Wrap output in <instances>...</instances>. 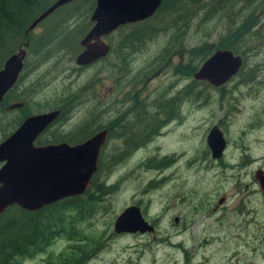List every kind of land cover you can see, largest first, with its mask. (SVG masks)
<instances>
[{
  "label": "rangeland",
  "instance_id": "374dc122",
  "mask_svg": "<svg viewBox=\"0 0 264 264\" xmlns=\"http://www.w3.org/2000/svg\"><path fill=\"white\" fill-rule=\"evenodd\" d=\"M241 6L234 0L229 2L227 17L217 9L208 17L215 10L210 11L207 18L206 11L199 13L191 23L186 21L184 29L182 25L173 29L175 33L182 32L183 36L171 47L168 44L171 32H168L154 33L140 44L125 40L131 46L125 49L123 37L133 28L124 27L121 33H112L103 39L109 51L105 58L93 64L77 66L74 63L80 51L78 41L81 37L76 39L75 49L71 44L67 50L70 52L64 54L58 50L50 54L54 57L46 63H37L39 58L36 56H25L15 94H21L31 107L43 108L40 113L51 111L58 101L69 98L58 104L65 108L66 114L41 136L45 140L51 138L50 134L76 136L88 133L109 118L113 125L120 124L129 103H139L142 111L147 107L151 115L154 110L151 104L155 99L170 98L180 86L189 85L186 91L190 92V98L182 99L185 104L180 123L165 126L144 146L124 155L120 152V138L111 136L108 139L97 180L111 190L82 222L74 224L76 236L92 238L94 243L81 258V264H178L183 257L173 263L176 251L185 250L187 256L194 249L191 255L194 262L206 259L204 264H264L262 212L251 215L250 219L254 220L246 227L244 224L233 227V219L224 216L220 220L221 228L216 230L213 224L216 215L206 219L203 213L193 216L189 210L205 197L213 202L221 196L234 197L232 175L236 174L233 167L238 159V146L255 137L264 116V0L253 1L252 8H248L243 18L246 26L237 30L239 20L236 16ZM60 15L61 12L50 22L37 25L31 35H40L41 29ZM151 26L156 28V20L149 22L148 27ZM227 26L231 28L228 33L231 36H236L237 31H247L246 38H240V41L238 37L232 46L233 51L242 55L240 72L216 90L205 83L193 85L187 78L183 81V70H176L175 66L187 57L186 52L197 45L203 51L205 46L221 40ZM163 28L160 26L158 32ZM178 44L180 46L176 48ZM163 50H168L167 56L170 54L169 66L160 68L167 58L161 54ZM205 60L196 64L197 69ZM255 65L262 70L253 76L252 83ZM21 101L25 102L23 98ZM17 115L18 112L0 115V138L2 126ZM213 125L222 132L227 147L219 167L205 169V136ZM253 153L264 155L263 150ZM161 161L165 163L161 168H153ZM240 186L244 199L247 201L246 196H249L253 202L255 198L246 192L242 182ZM256 197L262 195L256 193ZM131 205L139 208L146 221L155 222L157 233L154 237L113 233L116 216ZM173 217H180L177 224ZM208 222L213 225L212 232L205 229ZM58 236L44 252L20 264H46L47 260H56L73 243L64 234ZM208 236L212 239L204 243L205 239H210Z\"/></svg>",
  "mask_w": 264,
  "mask_h": 264
},
{
  "label": "trees",
  "instance_id": "16d2710c",
  "mask_svg": "<svg viewBox=\"0 0 264 264\" xmlns=\"http://www.w3.org/2000/svg\"><path fill=\"white\" fill-rule=\"evenodd\" d=\"M53 1L54 0H0V68L7 57L16 54L18 50H23L26 55H32L39 58L37 63H46L49 59L54 57L50 54L58 50L64 54L70 52V50H67L68 46L71 44L75 49L76 39L78 37L82 38L91 26L88 18L94 7V0H75L64 5L38 24V26L42 25L47 20L50 22L53 19V16H56L61 12V15L57 17L53 23H50L48 27L44 26L41 29L40 35L35 37L32 36L31 33L25 34L29 24L34 18H36L38 14L47 8ZM215 1L216 2L213 4L211 2L204 3L202 0H162L153 16L139 23L119 27L113 33H121L124 27L133 28L123 37L122 46H125V49H129L131 48V46H128L129 43H127L129 39L134 42H139L140 44L154 33L171 32L168 41L169 47H171L174 41L179 40L183 36L182 32H174V30H177V26L182 25L184 29L186 21L191 23L199 16V13L202 14L206 11L205 16L207 18V14L210 13V11L217 9V11L220 10L224 17H227L229 2L231 3L232 0ZM253 1L255 0H234L235 3L242 5L236 16V20H239L237 22L238 25L236 26L237 30L246 26V22L243 18L249 11L248 8L250 7L248 6L253 5ZM215 12L216 10L208 17H211ZM153 20H156V28L153 26H151V28L148 27L149 22ZM162 25L164 28L158 32L159 27ZM227 29H229L228 32ZM225 31L226 35L219 40L222 41L221 45L218 44L219 41L213 42L205 46L203 51L201 47H198L199 45H197L188 50L186 52L187 57L175 66L176 70H183L185 79L187 78L191 84L195 85L196 83H202L193 80L192 75L197 70V65L213 52L217 50H227L232 54L236 53L239 54V56H242L239 52L233 51L232 46L235 45V40L238 37L240 41V38H246L247 31H237L236 36L228 35V33L231 32L230 26H227ZM125 40H127V42H125ZM179 46L180 44H178L176 48ZM167 51L168 50H163L161 54L166 57ZM169 56L170 54L167 56L164 64L160 65V68L165 67L166 65L169 66V64H167ZM18 82L19 79L16 84L3 95L0 102V115H8V113L18 112L16 119L12 118L8 123H5L4 126H2L0 141L6 138L10 133L9 130H13L25 116L43 111V108L41 107H31L28 105L21 94H15L16 91L14 90ZM21 98L25 101L22 102L21 109H16L14 111L6 109L9 104L19 102ZM67 100H69V98L62 99L52 107L51 110L59 111L54 124L59 122L66 114L65 108L58 104ZM169 100L170 98L158 97L153 101V103L157 102V104H151L154 108L151 115L148 114V109L145 107V112L138 116L143 119H145V116H167V114H163L164 111L161 109H164ZM116 125L117 124L113 125L114 130H110V127L107 126L110 131L109 135L111 134L114 138H120L122 142V136L124 133H122ZM152 134L153 131L151 132V135ZM51 137L52 140H45L39 137L35 140L34 145L42 146L61 141L66 143L77 142L75 139L76 136L71 134L60 136L52 135ZM145 138L146 136L137 140V144L144 146L148 142ZM103 149L104 146L99 151L96 171L90 180V184L82 195L59 200L32 212L24 211L12 206L7 208L1 214L0 264H20L23 260L32 258L44 252L50 246L52 241L60 234H64V237L68 238L69 241L73 243L68 247V251L58 255L57 259L54 261L47 260L48 262L46 264H81V258L90 251L92 247L91 245H94V243L92 238L87 239L83 235L76 236L74 233V224L78 221L82 222V219L89 215L93 209L99 205V202L109 194V190H111L109 187L104 186L101 180H97L101 171ZM164 164L165 163L161 161L156 165L154 164L153 168H161Z\"/></svg>",
  "mask_w": 264,
  "mask_h": 264
},
{
  "label": "water",
  "instance_id": "95a60500",
  "mask_svg": "<svg viewBox=\"0 0 264 264\" xmlns=\"http://www.w3.org/2000/svg\"><path fill=\"white\" fill-rule=\"evenodd\" d=\"M75 0H54L29 24L25 34L58 8ZM162 0H94L89 15L91 27L79 40L83 50L75 57L77 66L103 59L109 47L101 39L119 27L142 22L157 11ZM25 56L18 50L3 62L0 68V102L15 84ZM241 67L240 57L227 50L213 52L193 73L192 79L204 81L213 87L225 84ZM11 104L8 110L17 109ZM59 111L25 117L20 124L0 141V216L9 207L32 212L59 200L82 195L97 168L99 151L105 142V131L94 133L75 144L34 145L38 135L57 117ZM205 143L211 157H221L225 143L217 127L208 132ZM264 185V180H263ZM264 190V186H260ZM114 234H143L152 231L137 206L124 208L115 218Z\"/></svg>",
  "mask_w": 264,
  "mask_h": 264
},
{
  "label": "flooded vegetation",
  "instance_id": "af4514ba",
  "mask_svg": "<svg viewBox=\"0 0 264 264\" xmlns=\"http://www.w3.org/2000/svg\"><path fill=\"white\" fill-rule=\"evenodd\" d=\"M252 6L253 5H250L249 7L252 8ZM104 38H106V37H103L101 40L103 41ZM79 48H80V51H79V53H80L83 50V48L80 46H79ZM25 56H26V54H25ZM25 56H24V58H25ZM238 57H240V59H241V67H242L243 60H242L241 56H238ZM24 58H23V60H24ZM23 60H22V68L18 74L16 82L20 78V73L22 72L23 67H24ZM97 61H99V60H96L93 63H96ZM93 63H90V64H93ZM241 67L238 69V71L236 72L235 75H237L240 72ZM259 67L257 65H255V69L253 70V72L251 74L250 82L254 83L253 80L255 77H253V76H256V74H259L261 72L262 69ZM233 77H231V78H233ZM182 80L187 81V79H185V78H183ZM16 82H15V84H16ZM197 82L205 83L208 86L212 87L214 90L225 85V84H223L222 86H219V87H213L204 81H197ZM187 89H189V85L180 86L179 89L175 92V95L170 97V100L168 101V103L166 105L164 103L165 107H164V109H161V110L164 111L163 114H167L168 117L167 116H161V117L160 116H154V117H148L147 119H143V118L138 116L139 114H142L143 112H145V110L144 111L140 110V104L137 102H134L133 104L129 103L127 108L124 109L125 116H122V118L120 119V124L116 125V127L118 129H120V131L122 133H124V135L122 136V142L120 145V152L122 153L121 155H124L127 152H132L138 148H141L142 146L137 144V140L142 139L144 136H146L145 140L149 141V140L153 139L156 135H159L160 130L163 129L165 126H169V125L173 126V125L180 123L182 120L183 105L185 104V101H183L182 99H189L190 98V92L188 94V92L186 91ZM17 103L21 104V106L17 109H21L22 108V101L17 102ZM11 104H15V102H13ZM11 104H9V105H11ZM153 104H157V103H153ZM12 110L14 111L16 109H12ZM51 111H53V110H51ZM155 111H157V110H155ZM37 114H40V113H37ZM156 114H158V113H156ZM31 115H35V114H31ZM31 115H29V116H31ZM25 117H28V116H25ZM54 121L51 124H49L38 135L37 138H39L43 134L47 133L48 130L51 127H53ZM107 126L110 127V130H114V126L112 125L110 118L105 120L104 124H102L100 126H96L92 131H90L88 133L81 134V135H79L80 133H78L76 135V136H79V137H77V140H76L77 142L66 143L64 141H61V142L49 143V144L66 143L68 145H75V144H78V143L88 139L94 133L101 131V130H104L105 131V142H104L103 146H105L108 139L111 137V134L109 135L110 131L107 128ZM212 127H214V125L211 126L210 129ZM215 127H217V126H215ZM258 128H259L258 131H260V132L256 131L257 133L251 141H249L245 145L243 143H241L238 146V148H239L238 159L236 161L235 166L233 167L234 168L233 170L235 171L236 174H235V176L232 175V179H233L232 180V186H233L234 191H235L234 197L228 198V197L221 196L219 198H216L215 202H213L209 198L205 197L203 199H199L196 204L192 205V207L189 208V210L192 211L193 216L198 214V213H200V214L203 213L204 217L206 219H210V218H213L214 215H216V217L213 220V224H215L216 230L221 228L220 220L224 216H229L231 219H233V223H232L233 227H234V225L239 227L240 224L241 225L244 224L245 227L249 226L251 224V222L254 220V219L253 220L250 219L251 215L255 216L259 212H262V215L264 216V190H262L260 187V186H262V187L264 186L262 183L264 180V165H263L264 164V155H255L253 153L254 150H258V151L263 150L264 151V116L262 117V120L259 123ZM210 129L206 132V136H207L208 132L210 131ZM256 129L257 128H255V130ZM261 130H262V138H261ZM152 131H153V134L151 135ZM221 134H222V132H221ZM52 135H54V134H50V137ZM258 135H260V138H258ZM56 136H60V135H56ZM206 136H205V139H206ZM147 137H149V138H147ZM51 138H48L46 140H52ZM223 140L225 143V147L223 149L221 157L218 159H214L211 157V153H210V151H209V149L205 143L206 150H205L204 155L207 157L206 160L203 161L205 164L204 165L205 169H208L209 167H211V168H218L219 167V164H220L222 157H223L224 150L227 147V141L225 140L224 136H223ZM241 182L243 183V185L247 189L246 192H248V194L250 196L255 198V200H254L255 202L254 201L251 202L250 201L251 197H249V196H246L247 201L244 199V197L242 196V193H241L243 190V188H241V186H240ZM256 193L259 195H262V197H256ZM141 216H142V214H141ZM179 219H180V217H173L174 224H177ZM234 219H235V222H234ZM240 219H242V221H240ZM146 222L149 225H151L152 231L148 232V233H143V234H139V233H135V234H138L141 236L148 234V235H151L152 237H154V235L157 233V228H156L155 222L153 220H151L150 222H148V221H146ZM186 223H188V221ZM180 224H183V223H180ZM184 226H185V224L182 225V229L185 228ZM212 227H213V225L211 226L210 222L205 224V229L208 230L209 232H212ZM209 238L210 239H205L203 242L206 243L212 239L211 237H209ZM194 252H195V249L191 254L187 255L188 256V258H187V256H185V254H186L185 250H183L182 252L176 251L177 256H176L175 260L173 261V263L176 262L177 260H181L182 257H183V260H181L178 264H204L207 261L206 259H202L201 262L200 261L194 262L193 261L194 258H191V255ZM234 264H236V263H234Z\"/></svg>",
  "mask_w": 264,
  "mask_h": 264
}]
</instances>
